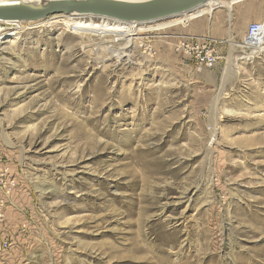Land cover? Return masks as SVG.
Masks as SVG:
<instances>
[{
	"label": "rangeland",
	"instance_id": "374dc122",
	"mask_svg": "<svg viewBox=\"0 0 264 264\" xmlns=\"http://www.w3.org/2000/svg\"><path fill=\"white\" fill-rule=\"evenodd\" d=\"M218 6L136 26L122 60L102 17L12 22L0 157L29 205L0 226V264H264V46L209 36L221 57L203 70L173 46Z\"/></svg>",
	"mask_w": 264,
	"mask_h": 264
},
{
	"label": "water",
	"instance_id": "95a60500",
	"mask_svg": "<svg viewBox=\"0 0 264 264\" xmlns=\"http://www.w3.org/2000/svg\"><path fill=\"white\" fill-rule=\"evenodd\" d=\"M212 0H42L0 6V20L37 21L71 12L121 21L157 22L204 9Z\"/></svg>",
	"mask_w": 264,
	"mask_h": 264
},
{
	"label": "built area",
	"instance_id": "2783aa9c",
	"mask_svg": "<svg viewBox=\"0 0 264 264\" xmlns=\"http://www.w3.org/2000/svg\"><path fill=\"white\" fill-rule=\"evenodd\" d=\"M11 22H20L17 20H0V40L6 35L13 33L14 28ZM124 22V21H123ZM128 23L137 24L138 27L142 25L149 26L155 22H140L127 21ZM22 26V21L19 23ZM12 29L13 31H10ZM10 31V32H9ZM3 33V34H2ZM176 38L174 42V50L190 57L197 70L213 68L220 59L218 48L213 45L212 39L209 37L193 35V34H173ZM145 38V37H144ZM150 42H152L150 40ZM148 41H143L140 46L143 47L144 52L153 53V46ZM246 46L254 49L253 52L261 50L264 46V20L252 21L248 24L246 29ZM0 157V221L6 220V210L10 206H15L13 196L17 191V178L12 177L9 172L11 166H5L1 162ZM12 249V240L9 236L0 235V258Z\"/></svg>",
	"mask_w": 264,
	"mask_h": 264
},
{
	"label": "crops",
	"instance_id": "0c3cea01",
	"mask_svg": "<svg viewBox=\"0 0 264 264\" xmlns=\"http://www.w3.org/2000/svg\"><path fill=\"white\" fill-rule=\"evenodd\" d=\"M217 2L218 3H216L214 0L213 4L212 3L208 4V8H207L208 13H212L211 11L214 9V7L219 5L218 7H220V8L218 9L217 12H214L215 13L214 16L212 15L211 18H206V16H203L206 12H203L202 14L194 17V19H195L194 22L189 23L188 26H186L185 32L179 31V33L193 34V35L207 36V37H209V36L216 37L217 35H222V36L224 35L223 37H227V38L238 37L239 39H242L243 38L242 35H245V37H246V29H247L248 24L252 21H257V20H251L247 24L248 20L253 19V18H255V19L260 18L263 16L262 11L260 12L258 7H257V5H259L258 0H217ZM248 6H256L257 9H255V11L252 15L251 14H243V18H244L242 20L243 29H241L240 31H237V32L234 31L232 29V21L234 19L238 20L237 17L240 15V12L247 9ZM196 13H198V12H196ZM176 23L177 22L170 23V25H173ZM246 24H247V26H246ZM19 189L21 190L22 188H19ZM21 194H25V195L29 196V192H27V191H23V192H21ZM18 196H19L18 192L16 194H14L13 201H14L15 206H10L6 210V220L0 221L1 227H2V224H4V222H6V223L9 222L11 215L12 216L14 215V217H12V219H11L13 221V218L15 219L16 215L19 212L26 209L25 207L28 208L29 202H27V199H26V206H25L19 202ZM16 225H14L15 229H16ZM1 229H3V228H1ZM0 235L8 236L9 235L8 230L3 232V233L1 232ZM9 237H10V235H9ZM13 239H14V236H13Z\"/></svg>",
	"mask_w": 264,
	"mask_h": 264
},
{
	"label": "bare ground",
	"instance_id": "6f19581e",
	"mask_svg": "<svg viewBox=\"0 0 264 264\" xmlns=\"http://www.w3.org/2000/svg\"><path fill=\"white\" fill-rule=\"evenodd\" d=\"M40 1L42 0H0V6H3V5H9V4H17V2H20L21 4L23 3H26V4H29V5H32V4H39ZM122 1H141V0H122ZM213 1H210V3L213 4ZM208 3V4H210ZM208 6V5H207ZM206 6V7H207ZM213 6V5H212ZM205 8V7H204ZM197 12V11H196ZM196 12H193V13H196ZM187 14H192V13H187ZM67 15H77V16H83V15H87V16H93L91 14H81V13H76V12H71V13H68ZM186 15V14H184ZM55 16V15H54ZM95 16V15H94ZM183 16V15H182ZM98 17V16H97ZM99 17H102V26L103 28L104 27H108L109 25H113L114 27L117 26V28H120L121 30L123 29L124 33L121 37H118V38H114L115 41H123L125 42V45L124 47H121L119 49L115 50L117 51L116 53V58L118 60H122L124 57H127L129 58L130 57V47L134 44V42H136L135 40H137L138 38H140L139 36V33L136 31V24L134 23H128V24H124L126 23L127 21H121V20H118V19H114V18H110V17H104V16H99ZM181 17V16H179ZM176 18V17H175ZM75 19V18H74ZM101 19V18H100ZM72 22V20L69 21L68 25H70V23ZM141 22V21H140ZM14 23H18V22H14ZM14 23H10L12 25H14ZM15 27V26H13ZM119 43V42H118ZM122 44V43H121ZM246 44V43H245ZM244 44V45H245ZM135 45V44H134ZM239 45V44H238ZM237 44H234V46H238ZM243 46V45H241ZM111 48V47H110ZM253 50V49H252ZM129 51V52H128ZM111 53H113V50H111ZM248 55H250V53H248ZM111 56V55H110ZM116 60V59H115ZM117 62V61H116ZM141 240V239H140ZM146 246V244H145ZM143 248V247H142ZM139 249V247H138ZM141 250V249H139ZM144 250V249H143ZM137 251V250H135ZM150 256V255H149ZM143 260V259H142Z\"/></svg>",
	"mask_w": 264,
	"mask_h": 264
}]
</instances>
